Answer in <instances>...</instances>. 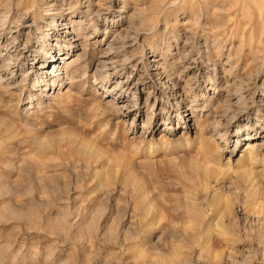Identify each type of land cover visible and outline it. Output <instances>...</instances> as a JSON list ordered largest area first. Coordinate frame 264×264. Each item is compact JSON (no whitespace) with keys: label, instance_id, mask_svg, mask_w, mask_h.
Instances as JSON below:
<instances>
[{"label":"rangeland","instance_id":"374dc122","mask_svg":"<svg viewBox=\"0 0 264 264\" xmlns=\"http://www.w3.org/2000/svg\"><path fill=\"white\" fill-rule=\"evenodd\" d=\"M0 264H264V0H0Z\"/></svg>","mask_w":264,"mask_h":264},{"label":"bare ground","instance_id":"6f19581e","mask_svg":"<svg viewBox=\"0 0 264 264\" xmlns=\"http://www.w3.org/2000/svg\"><path fill=\"white\" fill-rule=\"evenodd\" d=\"M65 55V54H64ZM58 70H59V68H56V70H54V71H52V72H50V73H53L54 75H56L57 74V72H58ZM252 145H248V147H251ZM256 147L254 146V147H252L251 149L252 150H254ZM255 151V150H254ZM251 152V151H250Z\"/></svg>","mask_w":264,"mask_h":264}]
</instances>
